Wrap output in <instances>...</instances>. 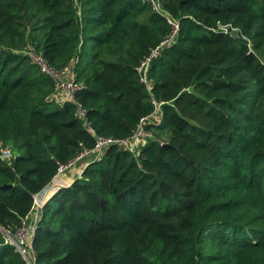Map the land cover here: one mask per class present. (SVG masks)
<instances>
[{
  "label": "trees",
  "instance_id": "1",
  "mask_svg": "<svg viewBox=\"0 0 264 264\" xmlns=\"http://www.w3.org/2000/svg\"><path fill=\"white\" fill-rule=\"evenodd\" d=\"M160 2L177 30L146 90L135 67L170 28L141 0H0V144L13 152L0 264H26L6 236L94 144L26 50L54 68L76 58L73 98L97 137L128 138L161 103L136 156L106 148L44 201L33 264H264V0Z\"/></svg>",
  "mask_w": 264,
  "mask_h": 264
},
{
  "label": "built area",
  "instance_id": "2",
  "mask_svg": "<svg viewBox=\"0 0 264 264\" xmlns=\"http://www.w3.org/2000/svg\"><path fill=\"white\" fill-rule=\"evenodd\" d=\"M143 3L149 6L150 10L162 16L166 24L170 28V33L167 37L162 39L158 45L150 51L149 55L142 59L137 66L135 71L139 77L140 83H142L146 90L149 89V84L146 81V72L148 69L149 62L152 58L158 55L159 51L170 44L174 38L177 30V22L173 20L162 8L160 0H141ZM78 14V13H77ZM231 32H235L232 30ZM25 56L28 57L30 62L36 66L38 71L46 76L51 82V98L57 104L63 102H70L75 107L76 116L79 121H81L84 128L91 135L94 140L93 147L87 149L81 144L79 145V151L74 155V157L69 160L64 165H58L56 173L50 183L44 187L40 192L32 196V209L36 212V219L34 226L31 228L28 227L23 220L18 229L14 232L12 237L6 236V241L11 244L19 255L23 258L26 264H33V255L30 249V241L32 233L35 227L36 222L38 221V214L40 215V208L42 207L47 195L51 192H54L56 186L52 185V182L56 179L57 176L63 174L67 169H69L76 162H80L85 158L90 156L94 159L99 158L104 150L109 147H115L117 149L125 150L130 154L136 156L138 150L146 144L149 140L153 139L152 131L147 129L148 126H154L159 122L160 119V105L161 103L155 102L150 97V104L153 107V110L145 117L139 118L135 129L131 135L126 139H114V138H100L97 137L93 131L88 127L84 119V111L81 109L80 105L74 100L73 92L77 88L75 84V73L74 66L76 64V58H72L68 63L60 68H54L46 64V62L38 55L35 54L32 50H26L23 52ZM69 94V96H68ZM13 155L11 148L8 145L0 146V161L5 164H9Z\"/></svg>",
  "mask_w": 264,
  "mask_h": 264
},
{
  "label": "crops",
  "instance_id": "3",
  "mask_svg": "<svg viewBox=\"0 0 264 264\" xmlns=\"http://www.w3.org/2000/svg\"><path fill=\"white\" fill-rule=\"evenodd\" d=\"M69 96V94H68ZM91 160H93V157L90 156L88 158H85L84 160L80 162H76L74 165H72L69 169H67L63 174L56 177V179L52 182V185L56 186L55 190L58 188L68 187L72 181L79 177L81 174V171L83 167L89 163ZM54 190V191H55ZM54 192H51L47 195L46 199ZM45 199V200H46ZM40 215L38 214V219ZM36 219V212L31 208L28 216L25 218V223L28 227L34 226V222Z\"/></svg>",
  "mask_w": 264,
  "mask_h": 264
},
{
  "label": "water",
  "instance_id": "4",
  "mask_svg": "<svg viewBox=\"0 0 264 264\" xmlns=\"http://www.w3.org/2000/svg\"><path fill=\"white\" fill-rule=\"evenodd\" d=\"M163 147L171 149V150H175L172 146L168 145V144H164ZM2 189L5 188V186L1 187Z\"/></svg>",
  "mask_w": 264,
  "mask_h": 264
},
{
  "label": "rangeland",
  "instance_id": "5",
  "mask_svg": "<svg viewBox=\"0 0 264 264\" xmlns=\"http://www.w3.org/2000/svg\"><path fill=\"white\" fill-rule=\"evenodd\" d=\"M233 34H234V32L231 33V35H233ZM1 145H9V144L1 143L0 146H1ZM11 151H12V150H11ZM12 155H13V152H12Z\"/></svg>",
  "mask_w": 264,
  "mask_h": 264
}]
</instances>
